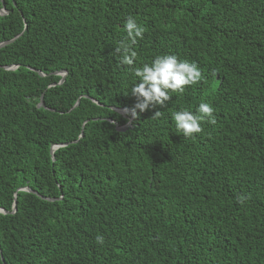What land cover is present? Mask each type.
<instances>
[{
  "label": "trees",
  "instance_id": "1",
  "mask_svg": "<svg viewBox=\"0 0 264 264\" xmlns=\"http://www.w3.org/2000/svg\"><path fill=\"white\" fill-rule=\"evenodd\" d=\"M2 7L0 264H264V0ZM129 16L135 67L175 55L202 75L135 118ZM201 103L216 123L184 139L173 114Z\"/></svg>",
  "mask_w": 264,
  "mask_h": 264
},
{
  "label": "clouds",
  "instance_id": "2",
  "mask_svg": "<svg viewBox=\"0 0 264 264\" xmlns=\"http://www.w3.org/2000/svg\"><path fill=\"white\" fill-rule=\"evenodd\" d=\"M126 38L119 41L115 46V54H118L119 64L127 66L134 75L138 84L131 88V94L136 99L131 115L155 109L164 108L170 101V93L184 94L185 89L201 82L202 75L195 63L180 61L175 55L157 56L151 64L135 67L136 52L132 50L138 39H143L145 29L136 20L129 16L123 25ZM213 108L208 104L201 103L196 109V114L189 111H181L173 114L176 133L184 139H194L203 132L201 124L207 122L215 124ZM124 114V113H122ZM162 117L161 111H155L151 119ZM238 204L243 205L246 198L238 196ZM103 236H97L95 243L104 245Z\"/></svg>",
  "mask_w": 264,
  "mask_h": 264
},
{
  "label": "water",
  "instance_id": "3",
  "mask_svg": "<svg viewBox=\"0 0 264 264\" xmlns=\"http://www.w3.org/2000/svg\"><path fill=\"white\" fill-rule=\"evenodd\" d=\"M5 13H6L5 9L2 7V8L0 9V15L5 14ZM5 45H6V42H5V43H1V44H0V48L3 47V46H5ZM8 69H12V68H8ZM38 74L42 76L41 73H38ZM64 75H65V74H63L62 77H64ZM62 80H63V78H62ZM40 105L42 106V101H40ZM118 112H119L120 114H122V113H128V114H131V112H130V111L128 112L127 110H122V111L118 110ZM131 118H132V117H131ZM131 118L128 120V123H127L125 126H123L122 128H117V129H118L119 131H124V130H126V129L130 126ZM24 191H29V190H28V189H24ZM46 200H47V201H52V199H46ZM13 212H15V203H14L13 206H12V212H11V213H13ZM0 213H1V214H6V212L3 211V210H0Z\"/></svg>",
  "mask_w": 264,
  "mask_h": 264
}]
</instances>
